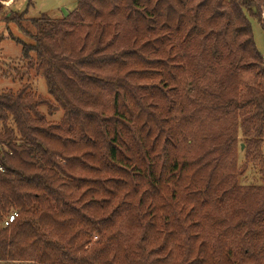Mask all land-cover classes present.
<instances>
[{"label": "trees", "instance_id": "16d2710c", "mask_svg": "<svg viewBox=\"0 0 264 264\" xmlns=\"http://www.w3.org/2000/svg\"><path fill=\"white\" fill-rule=\"evenodd\" d=\"M251 19L264 31V0H79L13 20L54 101L0 92V221L18 214L0 261L264 264V184H237L236 137L211 130L240 116L264 181Z\"/></svg>", "mask_w": 264, "mask_h": 264}, {"label": "rangeland", "instance_id": "374dc122", "mask_svg": "<svg viewBox=\"0 0 264 264\" xmlns=\"http://www.w3.org/2000/svg\"><path fill=\"white\" fill-rule=\"evenodd\" d=\"M79 0H0V92L13 91L16 93L22 86L31 85L32 90L43 99L53 102L48 95L45 79L36 72L29 60L23 58V43H32L21 27L13 20H19L24 26L30 28V21L46 14L52 18H63L73 11ZM254 38L259 51L264 55V31L256 19H251ZM40 111L48 121H59L63 116V110L49 113L46 104L40 106ZM220 123H215L211 130L214 136L220 133L226 134L231 129L236 137L234 146L236 153L235 181L238 185L264 184L258 161L247 159L245 153V138L240 130V116L238 123L230 124L224 121L227 117L220 115ZM224 122V123H223ZM235 125V127H234ZM235 129V130H234ZM264 156V144L261 148ZM241 172V174H240ZM14 211V210H13ZM11 211V213L13 212ZM10 213V214H11ZM9 216L4 215L0 221V228L6 225ZM0 264H25L0 261Z\"/></svg>", "mask_w": 264, "mask_h": 264}, {"label": "built area", "instance_id": "2783aa9c", "mask_svg": "<svg viewBox=\"0 0 264 264\" xmlns=\"http://www.w3.org/2000/svg\"><path fill=\"white\" fill-rule=\"evenodd\" d=\"M17 216L18 214L16 212H13L12 214H10L8 219L6 220V225L10 224Z\"/></svg>", "mask_w": 264, "mask_h": 264}]
</instances>
